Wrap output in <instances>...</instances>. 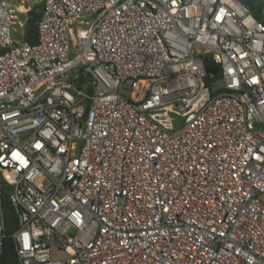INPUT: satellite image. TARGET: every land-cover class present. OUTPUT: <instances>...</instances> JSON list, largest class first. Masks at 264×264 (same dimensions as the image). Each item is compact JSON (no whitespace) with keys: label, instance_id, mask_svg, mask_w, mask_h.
Masks as SVG:
<instances>
[{"label":"built area","instance_id":"obj_1","mask_svg":"<svg viewBox=\"0 0 264 264\" xmlns=\"http://www.w3.org/2000/svg\"><path fill=\"white\" fill-rule=\"evenodd\" d=\"M40 5L29 44L0 0V252L6 193L17 264H264V27L236 0Z\"/></svg>","mask_w":264,"mask_h":264},{"label":"trees","instance_id":"obj_2","mask_svg":"<svg viewBox=\"0 0 264 264\" xmlns=\"http://www.w3.org/2000/svg\"><path fill=\"white\" fill-rule=\"evenodd\" d=\"M242 4L253 18L264 27V0H236ZM41 5L33 7L26 13V22L24 30V40L29 44L36 42V23L39 19ZM204 66L207 72H212L217 80L220 77V68L212 60L210 55L203 58ZM2 214L4 229V238L2 240V249L0 252V264H17L16 253L14 250L11 234L16 230V214L10 205L6 193L2 197Z\"/></svg>","mask_w":264,"mask_h":264},{"label":"rangeland","instance_id":"obj_3","mask_svg":"<svg viewBox=\"0 0 264 264\" xmlns=\"http://www.w3.org/2000/svg\"><path fill=\"white\" fill-rule=\"evenodd\" d=\"M40 3H41V0H7V4L9 6V8L12 10L13 16L15 15L14 16L15 25L24 23V19H23L24 15L23 14H19V13L14 11V9H16L17 5L22 4L23 7L31 6L33 8V7L38 6ZM24 30H25V25L22 27V31H21V29L20 30L17 29V34L20 31H21V33L24 32Z\"/></svg>","mask_w":264,"mask_h":264},{"label":"bare ground","instance_id":"obj_4","mask_svg":"<svg viewBox=\"0 0 264 264\" xmlns=\"http://www.w3.org/2000/svg\"><path fill=\"white\" fill-rule=\"evenodd\" d=\"M7 8L9 9V12L11 13V20H12V30L17 33V29H21L22 30V27L24 26L25 24V21L23 24H17L15 25V22H14V16L12 14V10L9 8L8 4H7ZM15 12L19 13V14H24L26 11H27V8L26 7H23L21 4L17 5L16 9H14ZM17 18V17H16ZM18 22V21H17ZM16 27V28H15Z\"/></svg>","mask_w":264,"mask_h":264},{"label":"crops","instance_id":"obj_5","mask_svg":"<svg viewBox=\"0 0 264 264\" xmlns=\"http://www.w3.org/2000/svg\"><path fill=\"white\" fill-rule=\"evenodd\" d=\"M22 5V4H21ZM26 8H27V11L23 14L24 15V21L26 22V13L28 12V11H30L31 10V6H26Z\"/></svg>","mask_w":264,"mask_h":264}]
</instances>
